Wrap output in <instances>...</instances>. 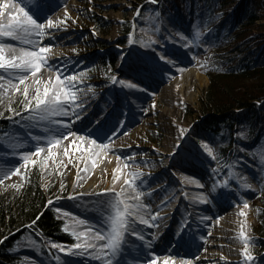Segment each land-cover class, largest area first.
<instances>
[{
    "label": "rangeland",
    "instance_id": "rangeland-1",
    "mask_svg": "<svg viewBox=\"0 0 264 264\" xmlns=\"http://www.w3.org/2000/svg\"><path fill=\"white\" fill-rule=\"evenodd\" d=\"M0 3H3V0H0ZM37 3L43 7L41 15L48 13L53 18L63 16L67 6L71 19H68L66 27L53 29V36L45 37L44 43L54 45L48 56L53 67L43 66L36 74L38 77L29 81L30 96L35 94L38 85L42 89L44 82L49 81V78L50 83L54 82L55 67L64 65L69 72L83 70L92 62L96 63L98 54L108 50L116 55L115 65L111 69L114 75L119 80H132L141 87L129 88L111 79L107 82L101 78L102 75H97L98 72L94 73L96 75L90 77L91 79L81 77L83 84L78 86L83 93L81 97L83 110L79 120L73 119L74 124L83 128L82 131L87 134L92 133L103 138L104 132L115 124L117 118L122 122L117 137H112V150L107 155L106 150H97L99 154L95 166L88 160L87 153L77 151L76 146L69 142H63L55 149L56 156L49 158L44 168L39 164L24 166L23 158L17 153L33 151L34 144L46 137L48 129L46 123L31 120L29 113L23 111L21 114L23 118L5 127L0 135V168L20 167L21 172L26 175L14 174L5 179L3 184H0V195L21 188L27 177V169L35 168L39 172L38 179L42 188L50 189L47 197L52 203L48 205L55 208L62 219L67 222L79 216L90 222L87 225H80V228L91 227L100 230L103 229L104 223L99 202L104 197L98 198L96 193L100 189L127 188L123 180L129 175L130 169H141L144 173L142 188L145 191V197L142 199L145 203H151L153 210L159 209L167 222L161 224V220L157 219L155 226L137 222L148 243L128 235L126 239L129 243L124 250L122 264L125 261L127 264L145 261L148 259L145 256H151L152 252L160 257L158 264H162L165 256L178 258L171 252L174 248L188 251V254L181 257L194 256L196 258L194 264H228L217 258L213 261L208 259L207 251H216L224 255L226 248L219 250L214 246L209 247L207 243L210 238L207 230L212 226V221L219 224L220 220L230 213L228 207L232 204L239 211L237 230L239 231L240 225L243 224L252 240L256 238L254 232L257 223L256 204L263 192L264 176L261 172L263 166L253 171L249 164L234 162V166L231 159L224 162L216 158L213 142L205 130V118L199 109V100L209 83L207 76L200 70V52L205 50L206 44L201 37L198 43L191 44L185 38H191L197 30L188 20L190 13L185 15L174 13L172 17L162 18L156 14L142 15L141 6L132 0H37ZM137 9L140 10L139 15L136 14ZM92 16L110 23L107 34L95 29ZM128 23L130 28L126 32ZM199 30L201 32V29ZM97 39L105 44L102 51H99L98 47H92L94 40ZM5 51L6 54L10 53L8 49ZM162 55L167 56L168 60L162 59ZM61 71L64 72L65 69L61 68ZM3 83L5 86L0 89V112L10 115L9 103L14 108L15 105H21L23 95L22 91L16 93L14 89L7 88L6 82ZM168 88L176 92V96L183 101L178 100L172 104L166 100L165 90ZM164 110L176 112L170 123L173 131L178 133L175 136L179 138L181 150H175L173 156L167 151L166 142L170 134L162 122L161 113ZM16 117L18 116L12 118ZM60 119L71 118L64 115L53 117V120ZM101 121L102 123H99ZM181 125L184 126V132H180ZM56 128L61 129L62 126L56 125ZM85 133L81 134L87 135ZM205 143L212 147V153L207 151ZM64 145L70 148L69 156L63 154ZM257 153L259 154V151ZM73 156H81L82 163H75ZM121 157H128L135 163H129L128 167H125L127 161ZM186 159L198 162L194 166L195 170H191L193 164L186 162ZM102 162L106 164L103 165ZM85 163L90 171L80 175ZM118 166L121 173L115 172ZM233 167L235 170L230 172ZM78 170L81 177L79 180L76 178ZM187 173L193 174L203 183H208L206 190L191 189L198 193H207L209 197L207 202L195 206L187 202L186 194L182 193L183 187L176 178L184 179V174ZM116 176L120 179L113 183ZM226 177L229 184H221L220 181ZM213 182L217 187L211 192L208 188H211ZM189 183L194 184L195 180H190ZM246 183H251L252 187H246ZM17 184L20 187L13 186ZM61 184L64 185L63 188ZM148 188L153 190L150 196ZM73 192L80 195L69 197V193ZM126 195L134 196L135 193L128 189ZM165 196L169 198V202L162 203ZM53 197L57 198L52 199ZM244 201H247L248 208L244 207ZM241 209L247 213L246 216L241 214ZM39 237L27 233L12 248L13 253L18 255V264H64L63 254L60 260H56V256L46 251L47 248H54L50 242L56 241ZM239 247H244L241 237ZM54 251L57 253L55 248ZM66 258L69 264H101V261L88 255H68ZM255 259L256 257L251 264H264L260 257H257V262ZM242 264H245L244 258Z\"/></svg>",
    "mask_w": 264,
    "mask_h": 264
},
{
    "label": "trees",
    "instance_id": "trees-1",
    "mask_svg": "<svg viewBox=\"0 0 264 264\" xmlns=\"http://www.w3.org/2000/svg\"><path fill=\"white\" fill-rule=\"evenodd\" d=\"M132 1L141 6L142 15L156 14L162 18L172 17L174 13H190L188 20L195 29H201L200 37L206 44L205 50L200 52V70L209 83L199 100V109L205 118V130L213 142L216 158L224 162L231 159L234 166V162L249 164L253 171L263 166L264 176V0ZM92 17L95 29L107 34L110 23ZM93 46L102 51L105 44L97 39ZM96 58L97 64L92 62L86 66L88 71L82 77L93 78L98 72L97 75L108 82L114 75L111 69L116 55L108 50ZM22 107L23 104L15 105L19 115L23 113ZM10 115L0 117V135ZM256 149L259 154L254 152ZM38 178L35 168L27 169L21 188L0 195V237L7 236L0 243V264H18V255L12 248L27 233L74 243L73 235L62 227L66 221L47 203L50 189L44 190ZM262 191L256 204V238L250 243L255 257L263 262L264 186ZM33 220L34 225L30 223ZM46 251L57 255L53 248Z\"/></svg>",
    "mask_w": 264,
    "mask_h": 264
},
{
    "label": "snow or ice",
    "instance_id": "snow-or-ice-1",
    "mask_svg": "<svg viewBox=\"0 0 264 264\" xmlns=\"http://www.w3.org/2000/svg\"><path fill=\"white\" fill-rule=\"evenodd\" d=\"M50 11L51 9H49ZM42 12L43 7L37 3V0H19V2L17 0H3V3H0V17L3 18L0 19V89L4 88L3 82H6L9 90L14 89L16 93H21L22 91L23 100L21 102L23 107L21 111L29 113L31 120H39L42 123H46L48 129L46 137L39 143L34 144L33 151H19L17 154L23 158L24 166L29 164L36 166L39 164L41 168H44L49 158L56 156L55 149L64 141H68L69 144L76 146L77 151L82 150L83 153H87L88 160L95 166L97 163L96 157L99 154L97 150H106L105 155L112 150V137H117L122 122L117 118L115 124L104 132L103 138L92 133L83 135L71 130L70 125L73 123V119L79 120L80 113L83 110V102L81 101L83 93L78 85L83 84L81 77L87 73V69L69 72L64 65L55 67L56 76L54 82L50 83L51 78H49V81L44 82L42 89L38 85L35 89V94L30 96L29 75L35 78L43 66L53 67L49 63L48 56L54 45L52 43H44L45 37L53 36V29L59 30L62 27H66L68 19H71V13L68 11L67 6H65L64 15L56 18H53L48 13L41 15ZM136 14H140L139 9H137ZM200 36L201 33L198 28L191 38H185L191 44L193 42L198 43ZM4 38H11L13 41H18L19 44L6 41ZM21 44L28 46L20 47ZM17 48H19V55L6 54V49L14 52ZM161 58L168 60L167 56L162 55ZM61 68H64L65 71L62 72ZM105 74L107 75V73ZM111 80L127 85L129 88L141 87L140 84H135L132 80H119L116 75H112ZM21 85H23L22 89ZM78 101L81 102L78 103ZM154 106L155 101H153ZM8 108L11 110L10 119L19 115V112L12 107L11 103H9ZM2 115L4 113L0 112V116ZM57 115H64L72 119L53 120V117ZM99 123H102V121ZM56 125H60L62 128L57 129ZM184 131V126L181 125L180 132ZM70 137H72L71 140H69ZM17 138L19 139V137ZM205 148L209 153L213 152L212 147L208 143H205ZM45 153L47 154L45 155ZM69 153L70 148L68 145H64L63 154L69 156ZM121 158L127 161L125 167H128L129 163H135V161L129 160L128 157ZM78 159H82V157ZM83 170L90 171L87 163H85ZM234 170L233 167L230 172ZM115 172L121 173V168L118 166ZM14 174L26 175L21 172L20 167L0 168V184H3L5 179ZM143 177L144 173L141 169H130L129 175L123 180V184L127 185V188L121 187L119 190L115 188L100 189L96 193L98 198L100 196L104 197L99 202L103 215V229L80 228V225H87L90 222L79 216L63 224L64 230L69 231L76 242L71 245L64 242H50L52 247L57 250L56 260H60L63 254L65 256L64 264H69L66 258L68 255H88L101 261V264H122L124 250L129 243L126 239L128 235L135 236L148 243L137 222L155 226L156 220L163 214L159 209L153 210L151 203H145L142 199L145 197V191L142 188ZM76 178L77 180L81 178L79 170ZM118 179H120L119 176L114 177L113 183ZM195 183L200 185L199 180H196ZM220 183L227 185L229 181L226 177ZM13 186L20 187L18 184ZM200 186L203 187L202 185ZM245 186L251 188L252 184L246 183ZM63 187L64 185L61 184V188ZM216 187L217 184L213 182L210 191H214ZM128 189H131L135 195H126ZM147 191L149 196L153 194L151 188H148ZM78 195L80 194L75 192L69 193V197ZM56 198L53 197L52 199ZM208 198L205 192H200L194 199L199 203L207 202ZM166 202H169L167 196L164 197L162 203ZM47 203L51 204L52 200ZM244 207H249L247 201H244ZM241 214L247 215L243 209H241ZM30 223L34 225L35 220ZM239 234L244 243V247L239 249V253L244 258L245 264H251L255 258L250 243L252 238L245 231L243 224L240 225ZM208 235H211V233L209 232ZM6 239L7 236L0 237V243ZM201 239H205V237H201ZM129 254L131 253L129 252ZM195 259L194 256L188 257L185 255L179 257L178 264H194ZM222 259L227 261L228 257L222 254ZM159 260L160 257L155 252H152L147 260L140 261L139 264H158ZM123 264H127V262L125 261ZM162 264H177V258L165 256Z\"/></svg>",
    "mask_w": 264,
    "mask_h": 264
},
{
    "label": "bare ground",
    "instance_id": "bare-ground-1",
    "mask_svg": "<svg viewBox=\"0 0 264 264\" xmlns=\"http://www.w3.org/2000/svg\"><path fill=\"white\" fill-rule=\"evenodd\" d=\"M6 41H11L13 43H17L19 44L18 41H13V40H9V39H5ZM24 45V44H21ZM8 51L10 52L9 54H16L19 55V49H16L14 52L13 50L8 49ZM194 75V74H193ZM38 77V75H36V77L34 78L33 76L29 75V81H32L33 79L35 80ZM165 98L166 100L170 101L172 104L177 102L178 100L183 101V99H181L180 97L176 96V92H174L171 88H168V90H165ZM180 98V99H179ZM190 101V100H188ZM170 103V104H171ZM176 115V112L174 111H169V110H164L161 113V117L163 118V123H165V130L170 134L169 139L167 140V145H168V154L171 156H173V152H175V150L180 151L181 147H180V141L179 138H177L175 135H177L178 133H175L173 130V126H171L170 121H172L173 116ZM72 119V118H71ZM71 130L73 132H79V133H85L83 130V128L76 126L74 124V122L70 125ZM173 132V133H171ZM177 132V131H176ZM87 134V133H85ZM72 137L69 138V140H71ZM68 141H64V143H66ZM81 156H73V160L75 163L77 164H81L82 163V159H78ZM187 158V157H186ZM186 162H189L191 164H193L191 166V170H195L196 167H194L195 165H197V161L192 160V159H186ZM103 165H105V162H102ZM85 164L82 166L81 170H80V175L84 174L85 171L84 169ZM178 182L180 183V185L184 188H182V193L185 195L186 194V200L188 203H190L191 205L195 206L197 204H201L202 202H196V200L194 199L199 193L195 192L191 189H205L206 190V183L201 182L199 179H197L193 174H184V179L183 178H178ZM190 180H199L200 181V185H202L203 187H201L200 185H197L196 183L191 184L189 183ZM188 181V182H187ZM210 190V187L208 188ZM215 191V190H214ZM210 192V191H209ZM212 192V191H211ZM207 194V193H206ZM230 208V213L227 214L223 219L220 220V223L218 224L216 221H212V226H210V228L207 230V233L209 234V232L211 233V235H208L209 242L207 243V245L209 247H215L218 248L219 250L222 248H226V253L223 256H227L228 260L225 261L222 259V255L218 252H213V251H207L206 254H208V259H210L211 261L214 260V258H217L218 260H223L222 263L225 261L228 264H242L243 258L241 256V254L239 253V249H241L239 247V241H240V234L239 231L237 230L238 226H239V218H238V208L233 207L232 204H229ZM192 214V213H191ZM166 215V214H165ZM167 216V215H166ZM161 224H164L167 222L166 218L162 215L160 218H158ZM210 223V222H209ZM217 240H220V242H216ZM171 252L173 254H176L178 256L177 258V264H178V259L179 257H181L183 254H188V251H184L182 249H173L171 250ZM184 252V253H183ZM214 254V255H213ZM217 255H219L217 257ZM150 256H145V258H149ZM164 259V258H163ZM132 264H139V263H132Z\"/></svg>",
    "mask_w": 264,
    "mask_h": 264
}]
</instances>
